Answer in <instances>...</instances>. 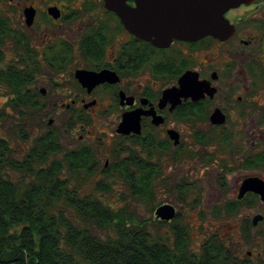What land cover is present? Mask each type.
Returning a JSON list of instances; mask_svg holds the SVG:
<instances>
[{"label":"flooded vegetation","instance_id":"obj_1","mask_svg":"<svg viewBox=\"0 0 264 264\" xmlns=\"http://www.w3.org/2000/svg\"><path fill=\"white\" fill-rule=\"evenodd\" d=\"M4 2L18 14L13 24L4 18L0 47L8 45L12 58L0 57V70H17L22 93L33 100L21 110L31 111L24 124L47 121L50 126L58 113L70 112L63 135L68 150L92 153L96 174L131 151L135 161H146L152 193L154 181L165 175L173 176L172 187L179 192L194 187L185 174L179 176L185 163L194 160L195 170L215 172L214 185L232 191L235 198L226 203L239 202L240 210L259 205L261 213L246 219L260 215L259 223L264 222L258 194L247 192L239 199L245 180L264 182L260 174L249 173L264 171V0L225 13L233 28L225 40L173 39L166 46L127 32L105 0ZM127 4L134 5L131 0ZM27 9L33 11L29 25ZM77 71L103 74L104 80L83 87L74 77ZM97 108L114 111L116 126L124 113L136 111L140 134L119 135L116 126L114 133L89 129L81 113ZM107 134L119 145L114 147ZM235 173L240 174L230 180Z\"/></svg>","mask_w":264,"mask_h":264},{"label":"trees","instance_id":"obj_2","mask_svg":"<svg viewBox=\"0 0 264 264\" xmlns=\"http://www.w3.org/2000/svg\"><path fill=\"white\" fill-rule=\"evenodd\" d=\"M2 17L0 35L7 25ZM0 87L9 90L7 105L22 124L31 111L21 110L33 100L22 93L19 72L0 70ZM6 117L1 111L0 118ZM25 135L18 131L19 139L27 140ZM7 142L0 137V264H255L234 257L230 238L218 230L198 251L192 250L179 212L166 223L142 219L127 206L107 202L104 194L111 188L105 177L110 176L121 179L133 197L145 200L153 195L146 161H135L131 151L87 187L96 175L92 153L64 149L57 131L34 138L21 160L7 156ZM223 205L214 208L215 216L220 210L232 216L241 207L239 202ZM249 224L243 220L241 236L246 241L251 239ZM167 225L169 233H160Z\"/></svg>","mask_w":264,"mask_h":264},{"label":"rangeland","instance_id":"obj_3","mask_svg":"<svg viewBox=\"0 0 264 264\" xmlns=\"http://www.w3.org/2000/svg\"><path fill=\"white\" fill-rule=\"evenodd\" d=\"M9 6L8 3L0 1V15L3 16L2 18L6 19L10 17L11 22L9 23L13 24L17 21L16 16L18 13L10 9ZM7 49L11 50L8 45L6 47H0V57L1 59L4 57V61H7L8 58H12L11 54L7 52ZM10 97L11 94L9 90L0 87V114L2 111L7 115L4 120L0 118V137L8 141L10 153H7V156L21 160L31 146L33 139L43 135V133L49 129L59 133V140L64 149H70V145L68 146L69 140H65L66 138L63 136L69 123L68 118L70 112L64 110L58 113L59 115L54 118L50 126H47V121L41 124H32L29 121L26 123L27 125L24 124L25 122L18 125L16 121L17 115L11 111L12 109L7 105V100ZM24 112L29 113V110L25 109ZM81 115V118L85 120L86 127L89 129H93L98 133L108 129L114 133V126L117 124L116 113L114 111L108 113L102 111L101 108H97L92 113L83 112ZM21 130L22 133L24 132L28 136L27 140L19 139L17 136L18 131ZM105 138L109 139L114 147L118 146L120 143L118 138H109L108 134ZM188 139L189 138H187V140ZM121 143L127 146L130 145L128 142ZM193 164H195L194 160H188L185 163L184 170H181L179 173V176L185 174L184 178L187 179L189 183H192L194 187L187 188L188 190H182L181 193L172 187L175 185L173 176L167 177L166 175L154 181V187H152L154 193L149 199L145 200L131 196L130 189H128L129 187L115 176L105 177L97 173L87 181V187H93L95 183L105 177L106 182L110 184L111 188L110 192L104 194L107 202L118 208L127 206L130 210H134L138 213L142 219L153 218V212L151 210L157 205L159 206V204L169 203L175 205L180 214V223L186 225L189 229L192 250L198 251L204 239L218 230L222 236L224 235L226 238H230V247H232L231 249L234 257L237 259H246L255 264L260 261L263 262L264 222L259 223L256 227H252L249 221V225L251 226V239L246 241L243 236H241L243 234V220L246 219L247 216L259 213L262 210L261 206L257 205L256 208H242V210L232 216H228L223 210H220L219 214L215 216L213 213L215 207L221 208L224 206L222 204L235 197L231 190H223L221 186L214 185L216 180L214 177L215 172H205L200 167H198L199 170H195ZM249 173L260 174V176L264 178V171H260L259 173L251 171ZM238 174L240 173H235L234 176L230 175V180L235 179ZM169 231L170 226L168 225L160 228V233L162 234H168ZM246 252H252L255 257H245Z\"/></svg>","mask_w":264,"mask_h":264},{"label":"water","instance_id":"obj_4","mask_svg":"<svg viewBox=\"0 0 264 264\" xmlns=\"http://www.w3.org/2000/svg\"><path fill=\"white\" fill-rule=\"evenodd\" d=\"M131 1H133V6L127 4L128 0H105V7L119 17L127 32L157 46H166L173 39L198 40L206 36L225 40L233 32L232 26L223 17L225 13L241 4L249 5L253 2V0ZM25 14L29 25L33 11L27 9ZM74 77L83 87L88 88L104 80L103 74H89L84 71H77ZM185 78L186 75L181 79L182 82ZM163 95L169 97L171 93L164 92ZM183 96L188 97L191 94L183 93ZM139 125L138 113L136 111L127 112L123 114L115 132L123 136L140 134ZM247 192L258 194L264 201V182L257 179L245 180L239 191V199ZM154 217L169 222L176 217V210L171 204H162L155 209ZM261 220L262 216L256 215L252 218L250 225L256 227ZM245 256H251V252H246Z\"/></svg>","mask_w":264,"mask_h":264}]
</instances>
